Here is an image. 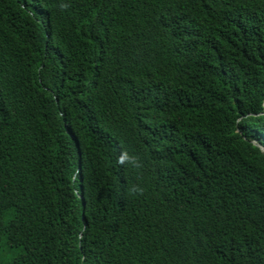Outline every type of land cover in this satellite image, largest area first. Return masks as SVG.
Here are the masks:
<instances>
[{
	"label": "trees",
	"instance_id": "trees-1",
	"mask_svg": "<svg viewBox=\"0 0 264 264\" xmlns=\"http://www.w3.org/2000/svg\"><path fill=\"white\" fill-rule=\"evenodd\" d=\"M0 264H264V0H0Z\"/></svg>",
	"mask_w": 264,
	"mask_h": 264
}]
</instances>
